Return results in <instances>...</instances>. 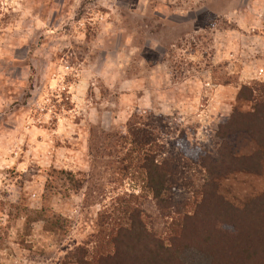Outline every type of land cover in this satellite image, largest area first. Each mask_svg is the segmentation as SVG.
I'll return each mask as SVG.
<instances>
[{"label": "rangeland", "instance_id": "374dc122", "mask_svg": "<svg viewBox=\"0 0 264 264\" xmlns=\"http://www.w3.org/2000/svg\"><path fill=\"white\" fill-rule=\"evenodd\" d=\"M253 83H264V0H0V264H88L105 212V252L133 212L168 238L179 217L117 162L141 116L182 170L175 209L216 191L245 227L264 194V139L239 124ZM201 247L182 262L213 264Z\"/></svg>", "mask_w": 264, "mask_h": 264}, {"label": "trees", "instance_id": "16d2710c", "mask_svg": "<svg viewBox=\"0 0 264 264\" xmlns=\"http://www.w3.org/2000/svg\"><path fill=\"white\" fill-rule=\"evenodd\" d=\"M240 96L252 101L255 110L254 113L243 115L244 119L239 124L246 126L243 128H247L258 139H264V83L243 85ZM238 115L240 114L236 113L229 122L237 121L240 117ZM150 124L142 116L128 123L125 137L115 143L119 148L116 150L117 157L120 152L125 155L119 156L117 162L127 173L139 169L140 176L147 181V188L162 212L179 217L173 224V231L167 239L157 237L148 231L141 212H133L129 221L131 227L121 229L123 240L116 237L112 245L113 251L107 249L105 252L104 249L109 245L106 242L108 226L113 224L111 216L105 212L99 219V232L96 236L100 244L95 256L86 257L85 253L81 255V259L92 258L88 264H137L138 258L144 254L141 264H184L180 257L182 249L196 241L198 246L203 247L202 251L212 257L213 264H264V194L253 200L249 206V214H241L246 225L243 228L235 229L232 219L237 214L236 210L231 204H226L216 191L199 199L191 213L187 212L184 205L175 209L172 186L175 175H180L181 169L176 163L173 165L168 159L161 157L160 132ZM225 126L227 131H231L232 124L228 123L223 127ZM234 132L235 130L223 134V137L231 136ZM228 144L226 142L224 146ZM77 187L80 189L82 183L78 182ZM130 210L126 208L124 213L127 214ZM216 210L219 214H215ZM44 218L47 222L52 221L56 227H65L62 218L57 215L55 217L49 211ZM216 219L218 223L213 225L211 222ZM133 241L135 246L131 247ZM132 250L137 251L133 257Z\"/></svg>", "mask_w": 264, "mask_h": 264}]
</instances>
